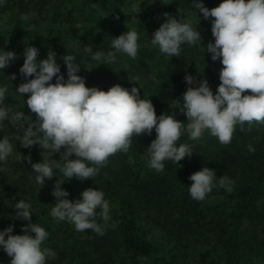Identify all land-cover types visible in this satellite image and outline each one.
Segmentation results:
<instances>
[{
	"label": "trees",
	"instance_id": "obj_1",
	"mask_svg": "<svg viewBox=\"0 0 264 264\" xmlns=\"http://www.w3.org/2000/svg\"><path fill=\"white\" fill-rule=\"evenodd\" d=\"M132 1L138 3L137 9L122 12L123 3ZM158 1L165 5L161 12L154 10ZM202 2L212 8L221 0ZM164 13L191 20L202 36L201 45L182 44L178 57L161 53L150 40L164 22ZM0 15L6 16L5 26L16 27L10 36L0 31V50L17 55L16 60L0 70V86L8 90L4 103L24 112V127L36 119L24 104L28 94L20 96L16 92L19 84L25 82L19 68L26 46L39 50L37 60L45 59L53 51L65 79L62 57L73 55L81 67L77 74L85 77L86 87L104 91L115 84L129 90L137 87L141 99L151 100L157 116L174 114L185 123L186 117L175 108V100L186 91L184 76L206 79L213 93L219 84L222 65L219 60L213 62L211 54L205 51V45L214 41L210 31L214 18L203 19L198 9L195 14L192 0H5ZM28 27L31 29L26 30ZM130 28L139 34L135 58L118 53L116 63L97 65L91 54L83 51L85 47L93 52L110 51L111 39ZM68 39L73 41L70 49ZM13 75L15 79H11ZM18 135L21 133L8 121L0 126V137L7 136L13 144L12 154L0 165L5 169L0 172V230L12 224L13 235L24 234L21 225L29 221L12 217L16 202H28L31 222L49 233L44 246L55 253L46 264H139L140 257L148 258L145 264H244L249 252L264 263V227L259 234L252 232L249 236L241 231L245 219L255 220L259 195L264 199V124L237 125L231 143L226 145L207 130L198 140H191L184 132L177 143L188 144L193 154L177 162L179 167L165 161L161 173L149 168L147 160L144 168L136 165L142 149L155 138L153 130L151 135L134 136L127 152L110 155L96 176L68 180L54 169L57 178L46 179L44 186L36 183L31 163L48 159L47 152L39 145L23 148L16 139ZM248 145L255 151L250 152ZM50 158L59 160V155L53 153ZM70 159H75L74 154ZM203 166L214 169L217 179L229 177L233 190L229 193L217 183L203 201L192 199L188 177ZM56 179L63 183L61 187L69 193L70 200L79 199L88 187L104 192L111 210L106 225L97 217V223L104 226L103 235L92 230L78 232L69 222L50 216ZM10 260L0 249V264H10Z\"/></svg>",
	"mask_w": 264,
	"mask_h": 264
},
{
	"label": "clouds",
	"instance_id": "obj_2",
	"mask_svg": "<svg viewBox=\"0 0 264 264\" xmlns=\"http://www.w3.org/2000/svg\"><path fill=\"white\" fill-rule=\"evenodd\" d=\"M4 3L5 0H0V6ZM192 5L195 14L198 9L203 19L214 18L210 21L214 41L205 45V51L211 54L213 62L219 60L222 67L215 93L206 79L190 74L184 76L186 91L175 100V108L186 117V123L177 120L174 114L157 116L151 100L141 99L137 87L129 90L115 84L107 91L86 87L85 77L77 74L81 67L73 55L62 57L66 65L65 79L53 51L48 52L45 59L37 60L39 50L34 46L24 47L19 73L25 82L19 84L16 92L20 96L28 94L24 104L35 113L36 119L24 127V112L4 103L8 90L0 86V126L8 121L21 133L16 139L23 148L39 145L47 152L48 159L43 162L31 163L30 158L27 159L36 173L37 184L44 186L46 179L56 177L54 169L68 180L92 178L110 155L127 152L134 136L151 135L153 130L155 138L144 153L148 167L161 173L165 161L178 165L177 162L193 154L188 144L177 143L184 132L191 140H198L207 130L226 145L231 143L237 125L264 124V0H221L212 8L206 7L202 0H192ZM163 15L164 22L151 34L150 40L161 53L178 57L182 44L201 45L202 36L191 20L182 16L174 18L168 13ZM138 41L137 30L130 28L111 39L110 51L93 52L90 47L83 51L91 54L97 65H106L116 63L118 53L135 58ZM16 59L13 51L0 50V70ZM11 79H15V75ZM248 150L254 152L255 148L248 145ZM12 152L9 138L0 137V165L6 163ZM53 153H60V159H51ZM73 154L75 159H70ZM4 170L0 167V172ZM188 180L191 182L189 195L197 201H203L217 183L229 193L233 190L229 177L217 179L215 170L207 166L192 173ZM62 184L57 179L54 183L51 195L55 202L50 216L69 222L78 232L92 230L103 235L105 229L97 223V217L106 225L111 210L104 192L88 187L80 193L79 199L70 200ZM14 210L13 219L29 223L21 225L22 235L12 234V224L0 230V249L11 257L10 264H46L48 258L55 256L44 246L49 233L31 222L28 202L20 199ZM147 259L140 257L139 264H145Z\"/></svg>",
	"mask_w": 264,
	"mask_h": 264
},
{
	"label": "rangeland",
	"instance_id": "obj_3",
	"mask_svg": "<svg viewBox=\"0 0 264 264\" xmlns=\"http://www.w3.org/2000/svg\"><path fill=\"white\" fill-rule=\"evenodd\" d=\"M122 6V12L129 13L131 11H134L137 9L138 3L135 1H132L131 3H123ZM164 3L162 1L156 2V6L154 7V10H158L161 12L164 8ZM2 18L0 20V31H6L9 33V36L12 35L15 32L16 27H7L4 25V22L6 20V16H1ZM26 30H30L31 28H25ZM67 47L70 49L73 46L72 40H67ZM63 151V149H61ZM145 149H142V151L139 154L138 159L136 160V165L139 166V168H144L145 162L147 160L146 154L144 153ZM59 159H60V153H58ZM259 199L257 201V215L255 216V220L251 221V219H245L242 223L241 231L245 236H249L254 232L255 234H259L258 231L260 229H263L264 227V199L261 197L262 195H259ZM260 232V231H259ZM8 264V263H7ZM244 264H264L263 261L255 257V253L249 252L248 257L246 258V261Z\"/></svg>",
	"mask_w": 264,
	"mask_h": 264
}]
</instances>
